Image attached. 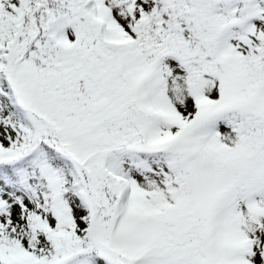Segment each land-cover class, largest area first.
I'll return each instance as SVG.
<instances>
[{
  "label": "snow or ice",
  "instance_id": "1",
  "mask_svg": "<svg viewBox=\"0 0 264 264\" xmlns=\"http://www.w3.org/2000/svg\"><path fill=\"white\" fill-rule=\"evenodd\" d=\"M0 264H264V0H0Z\"/></svg>",
  "mask_w": 264,
  "mask_h": 264
}]
</instances>
